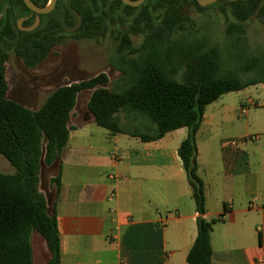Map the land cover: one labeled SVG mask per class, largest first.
I'll use <instances>...</instances> for the list:
<instances>
[{"label":"trees","instance_id":"trees-1","mask_svg":"<svg viewBox=\"0 0 264 264\" xmlns=\"http://www.w3.org/2000/svg\"><path fill=\"white\" fill-rule=\"evenodd\" d=\"M0 155L14 169L0 172V264H32L31 238L45 243L46 264H60L56 215L50 212L39 192L41 166L52 165L69 140L68 123L80 92L91 91L87 110L94 123L111 135L124 134L142 142H155L166 134L186 128L187 137L178 148V157L191 189L198 213L197 234L186 261L213 264L210 234L222 215L207 221L204 184L197 174L196 135L205 109L221 96L264 85V55L246 54L245 27L255 19L264 25V0L219 1L200 7L197 0H145L131 8L121 0H58L55 11L43 17L32 33H24L16 20L29 12L22 0H0ZM44 7L49 0H30ZM134 1V0H132ZM218 8L225 21V37L241 45L232 63L222 50L198 37L191 10ZM79 28L68 32L77 24ZM55 22V27L53 23ZM128 25V26H126ZM125 26V29H120ZM53 34L55 36H53ZM115 36L117 61L122 73L121 92L105 87L109 78L99 73L55 89L36 111L7 98L5 63L8 52L28 68L43 62L63 36L99 41ZM132 36H141L138 47ZM134 116L145 130L133 132L121 117ZM52 183L59 188V173ZM225 211V208H224Z\"/></svg>","mask_w":264,"mask_h":264},{"label":"crops","instance_id":"crops-1","mask_svg":"<svg viewBox=\"0 0 264 264\" xmlns=\"http://www.w3.org/2000/svg\"><path fill=\"white\" fill-rule=\"evenodd\" d=\"M249 88L208 105L196 135L203 218L223 219L210 234L213 264H264V123L243 126L236 115V97ZM76 105L67 145L39 176V192L56 215L60 264H188L198 213L178 157L187 129L142 142L111 135ZM121 123L132 132L139 125L134 116ZM218 127L222 135L208 139L218 145L201 147L200 134Z\"/></svg>","mask_w":264,"mask_h":264},{"label":"rangeland","instance_id":"rangeland-1","mask_svg":"<svg viewBox=\"0 0 264 264\" xmlns=\"http://www.w3.org/2000/svg\"><path fill=\"white\" fill-rule=\"evenodd\" d=\"M189 15L195 23L198 37H205L210 45L219 46L224 60L227 63H232L242 46L230 42L225 37V21L219 9L191 10ZM125 28L123 26L120 29ZM245 30V36H247L246 54L248 56L264 55V25L253 19L248 22ZM131 41L133 46L138 47L142 42V37L132 36ZM117 44L118 41L113 35H108L97 42L63 36L60 42L51 49L46 59L33 68H28L22 59L10 51L5 63V77L8 85L7 98L31 111H36L58 87L82 81L99 73H105L109 78V83L105 87L121 92L125 89L121 83L123 75L113 66L118 57ZM90 94L91 91L85 90L80 92L77 97L76 108L79 110L83 108L86 114H89L85 104ZM236 98L242 102L241 107L236 111V115L243 126H245L246 121L264 123V85L252 86L243 95ZM242 109L244 110L243 113ZM136 130L145 133L141 127H136ZM252 130L254 131V129ZM221 135L222 129L219 127L201 133L199 137L201 147L207 148L218 145L217 139L212 142H208V139L209 137L218 138ZM262 138L263 136H260V139ZM0 172L14 173V169L1 155ZM45 173L47 172L45 171ZM31 244L34 264H42L48 257L45 243L38 235L33 234Z\"/></svg>","mask_w":264,"mask_h":264},{"label":"water","instance_id":"water-1","mask_svg":"<svg viewBox=\"0 0 264 264\" xmlns=\"http://www.w3.org/2000/svg\"><path fill=\"white\" fill-rule=\"evenodd\" d=\"M56 1L57 0H49L44 7H38V6L34 5L30 0H22L23 4L26 6V8L36 15V19H35V23L26 29L21 28L22 20H19L18 24H17L19 29L24 30V31L34 30L39 24V17L41 15H47L50 12H52V10L55 7ZM219 1L236 2L238 0H197V4L200 7L204 8V7H207L209 5L215 4ZM121 2L125 6L131 7V8H137V7L141 6L145 2V0H134V1H132V0H121ZM74 14L77 17V24L73 28V30H76L77 28H79V26L81 24V17L77 13H74Z\"/></svg>","mask_w":264,"mask_h":264},{"label":"flooded vegetation","instance_id":"flooded-vegetation-1","mask_svg":"<svg viewBox=\"0 0 264 264\" xmlns=\"http://www.w3.org/2000/svg\"><path fill=\"white\" fill-rule=\"evenodd\" d=\"M58 1V0H57ZM57 1H56V4H55V7H54V9L52 10V12H50L49 14H52L54 11H55V8H56V6H57ZM2 4V1H0V5ZM35 5V4H34ZM26 7V6H25ZM5 11L6 10H2L1 12H0V20L3 18V16H4V13H5ZM49 14H47V15H49ZM44 16H46V15H41L40 17H39V24H38V26L34 29V30H32V31H24V30H21L22 32H24V33H32L33 31H35L40 25H41V23H42V21H43V17ZM35 19H36V15L34 14V13H32L31 11H29V12H24L23 13V15L21 16V17H19L17 20H16V26H17V28L19 29V27H18V21L19 20H22V23H21V28H23V29H26V28H29L30 26H32L34 23H35ZM76 26V25H75ZM74 26V27H75ZM53 27H55V22L53 23ZM20 30V29H19ZM68 32H71V31H73V29H71V30H67ZM0 36H6V35H4V34H0ZM53 36H55L54 34H53Z\"/></svg>","mask_w":264,"mask_h":264},{"label":"built area","instance_id":"built-area-1","mask_svg":"<svg viewBox=\"0 0 264 264\" xmlns=\"http://www.w3.org/2000/svg\"><path fill=\"white\" fill-rule=\"evenodd\" d=\"M250 140H251V141H254V140H256V137H252ZM229 145H230L231 147L235 148L236 145H237V142H236V141H231V142L229 143Z\"/></svg>","mask_w":264,"mask_h":264}]
</instances>
